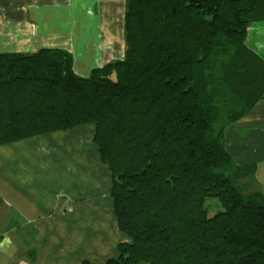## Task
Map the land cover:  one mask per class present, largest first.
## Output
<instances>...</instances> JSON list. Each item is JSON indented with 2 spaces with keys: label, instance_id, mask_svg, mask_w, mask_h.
Returning a JSON list of instances; mask_svg holds the SVG:
<instances>
[{
  "label": "trees",
  "instance_id": "trees-1",
  "mask_svg": "<svg viewBox=\"0 0 264 264\" xmlns=\"http://www.w3.org/2000/svg\"><path fill=\"white\" fill-rule=\"evenodd\" d=\"M124 54L73 70L60 48L0 53V145L93 127L127 240L82 264H264V194L227 125L264 99L247 30L264 0H126ZM208 198L222 209L213 214Z\"/></svg>",
  "mask_w": 264,
  "mask_h": 264
},
{
  "label": "crops",
  "instance_id": "crops-1",
  "mask_svg": "<svg viewBox=\"0 0 264 264\" xmlns=\"http://www.w3.org/2000/svg\"><path fill=\"white\" fill-rule=\"evenodd\" d=\"M125 6L126 0H0V53L64 49L74 72L87 76L123 57ZM247 32V44L264 61V22ZM92 136L85 125L0 145V264L101 262L127 240ZM224 136L236 164H255V187L264 194V99Z\"/></svg>",
  "mask_w": 264,
  "mask_h": 264
},
{
  "label": "rangeland",
  "instance_id": "rangeland-1",
  "mask_svg": "<svg viewBox=\"0 0 264 264\" xmlns=\"http://www.w3.org/2000/svg\"><path fill=\"white\" fill-rule=\"evenodd\" d=\"M206 205L208 207L213 205V208L209 210L210 215L222 209V206L220 205V203L218 202L216 198H208L206 201Z\"/></svg>",
  "mask_w": 264,
  "mask_h": 264
}]
</instances>
